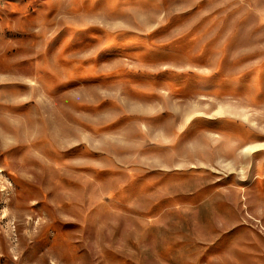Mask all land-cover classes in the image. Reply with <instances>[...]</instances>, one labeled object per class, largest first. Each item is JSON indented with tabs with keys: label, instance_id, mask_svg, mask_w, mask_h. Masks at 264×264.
<instances>
[{
	"label": "rangeland",
	"instance_id": "obj_1",
	"mask_svg": "<svg viewBox=\"0 0 264 264\" xmlns=\"http://www.w3.org/2000/svg\"><path fill=\"white\" fill-rule=\"evenodd\" d=\"M0 264H264V0H0Z\"/></svg>",
	"mask_w": 264,
	"mask_h": 264
}]
</instances>
